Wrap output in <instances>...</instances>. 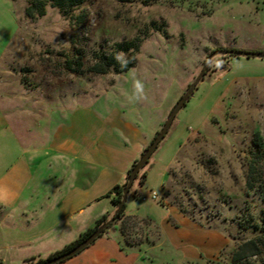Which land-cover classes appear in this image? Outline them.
Here are the masks:
<instances>
[{
	"label": "rangeland",
	"instance_id": "rangeland-1",
	"mask_svg": "<svg viewBox=\"0 0 264 264\" xmlns=\"http://www.w3.org/2000/svg\"><path fill=\"white\" fill-rule=\"evenodd\" d=\"M26 5L0 0V65L8 67L6 79L18 95L24 93L15 85L22 82L25 97L50 100L73 125L86 122L82 135L92 154L104 149L101 163L89 162V187L101 173L104 179L120 171L123 159L108 160L107 147L114 144L123 157L132 146L130 131L152 130L149 146L215 52H264V0H87L75 11L80 20H67L48 5L34 22L25 16ZM125 43L131 45L116 47ZM103 53H115L126 69H91ZM70 128L65 132L73 138L78 130ZM139 174L125 212L139 208L141 216L152 215L163 235L153 250L151 242L135 246L147 250L148 264H224L220 254L184 261L160 225L168 207L149 195L156 191L197 223L230 234L229 247L255 235L238 225L257 224L264 209V58L213 56Z\"/></svg>",
	"mask_w": 264,
	"mask_h": 264
},
{
	"label": "crops",
	"instance_id": "crops-1",
	"mask_svg": "<svg viewBox=\"0 0 264 264\" xmlns=\"http://www.w3.org/2000/svg\"><path fill=\"white\" fill-rule=\"evenodd\" d=\"M7 73L8 67L0 65V262L13 264L29 258L46 259L94 227L103 215L112 214V197L107 195L113 187L125 184L128 170L145 150L152 130L130 131L132 146L123 157L114 144L107 147L108 160L123 159L120 171L104 179L101 173L89 187V164L98 159L101 163L104 149L100 147L99 157L92 154L94 147L90 148L86 134L82 135L86 122L73 125L67 114L63 117L50 108V100L25 97L22 82L15 85L24 93L18 95L13 82L6 79ZM57 115L61 117L57 119ZM71 126L78 130L73 138L65 132ZM171 164L165 166L164 176ZM153 167L154 163L150 169ZM163 204L169 214L161 218L160 225L187 263L215 259L229 243L225 233L197 223L168 206L166 200ZM137 209L127 214L149 218L158 225L152 215L141 216ZM162 236L161 232V240ZM135 246L128 245L118 229L113 233L108 230L60 264H148L147 250Z\"/></svg>",
	"mask_w": 264,
	"mask_h": 264
},
{
	"label": "trees",
	"instance_id": "trees-1",
	"mask_svg": "<svg viewBox=\"0 0 264 264\" xmlns=\"http://www.w3.org/2000/svg\"><path fill=\"white\" fill-rule=\"evenodd\" d=\"M13 1H16V0H13ZM86 1L87 0H27V5L25 8V16L27 19L34 22L39 17L44 16L46 14L47 6L51 5L52 7H55L60 11L63 18L67 20H71V21L80 20L81 19L80 16L78 17L75 16V11L81 5H83ZM128 45H131V43L118 44L116 45V47L119 50H122V48ZM229 57H232V56L229 55ZM130 63L131 62H127V64H130ZM100 64H102V68L98 69ZM122 64H123V61L118 60L115 53H112L110 55L103 53L97 56L96 63L91 67V69L97 71L98 73H103V74L108 73L110 70H116L117 72H122L126 69L125 66L121 67ZM136 162L137 161L133 163L132 167L134 166ZM132 167L128 170L127 179H126L125 184L123 186H118L119 192L117 194H114L113 191H111L107 195V197H112L111 202L114 207H117L122 200L121 191H122V188L127 183ZM251 167L253 166L251 165ZM139 175L137 176V179L139 178ZM145 175L146 174L143 173L140 176L141 182L144 181ZM247 186L249 188L251 187V184L249 181L247 183ZM137 194H138L137 191L133 193L134 196H137ZM125 209H126V205L123 207L121 212L118 215H116L114 222L110 225L109 228H111L114 224H116L119 232L121 233V235L125 239V242L128 245H138V244L140 245L143 243L149 244L150 242L152 244H155L156 239L161 237V230L159 226L156 225L149 218H141L137 215H128L125 212ZM181 212L184 213L183 211ZM109 217L110 215L108 214L103 215L100 219H98L94 227L82 233L77 240L70 243L69 245L64 247L62 250L49 255L46 259H38V260H36L35 258L27 259L26 264H43L45 261L51 260L55 257H58L60 255H63L71 251L73 248L78 246L83 240L89 237L98 226H100L103 222L107 221ZM256 220H257V224L255 225L251 224L245 227H243L242 223L238 225V227L241 228L242 231L252 230L254 231L255 235L250 239L238 241L231 247H229V245H226L220 253L219 260H222V258L225 257L224 264H264V258H263V254H264V209L262 210L260 216H258ZM150 235H155L156 236L155 239L151 241ZM228 237L231 238L230 234H228ZM208 262L212 263L213 261L208 260Z\"/></svg>",
	"mask_w": 264,
	"mask_h": 264
},
{
	"label": "water",
	"instance_id": "water-1",
	"mask_svg": "<svg viewBox=\"0 0 264 264\" xmlns=\"http://www.w3.org/2000/svg\"><path fill=\"white\" fill-rule=\"evenodd\" d=\"M216 55H228V56L231 55V56H239V57H247V58L255 57V58H261V59L264 58V52H247V51H239V50H220V51L215 52L211 57H209L206 67L202 69L200 74L195 78V80L191 83V85L188 87L186 92L182 95V97L174 105L166 122L163 124L162 128L157 132L152 142L149 144L146 150L142 153L141 157L132 167L127 183L122 188V191H121L122 200L120 204L117 207H115L114 212L110 214L109 219L103 222L100 226H98L89 237L83 240L78 246L73 248L71 251L63 255H60L58 257H55L51 260L45 261L43 264H60L66 261L67 259L78 255L83 250L88 248L91 244H93L110 227V225L114 222L116 215H118L123 209V207L126 205V201L128 199V195L130 193L131 187L134 185L135 180L137 179V176L139 175L140 171L149 163V160L152 154L157 150L159 143L168 133L177 114L179 113L181 108L186 105L187 101L189 100L191 94L193 93L199 81L206 75L208 71V64L211 58ZM118 192H119V187H116L115 189H113L114 194H117Z\"/></svg>",
	"mask_w": 264,
	"mask_h": 264
},
{
	"label": "built area",
	"instance_id": "built-area-1",
	"mask_svg": "<svg viewBox=\"0 0 264 264\" xmlns=\"http://www.w3.org/2000/svg\"><path fill=\"white\" fill-rule=\"evenodd\" d=\"M163 188L165 189V187L163 186ZM149 198L151 200H158L161 201L162 203H164V201L166 199H164L163 197H161L156 191H152L151 194L149 195ZM144 199H146V197H144Z\"/></svg>",
	"mask_w": 264,
	"mask_h": 264
}]
</instances>
